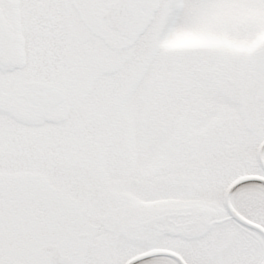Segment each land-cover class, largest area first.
I'll list each match as a JSON object with an SVG mask.
<instances>
[{"label": "snow or ice", "instance_id": "6c2138e0", "mask_svg": "<svg viewBox=\"0 0 264 264\" xmlns=\"http://www.w3.org/2000/svg\"><path fill=\"white\" fill-rule=\"evenodd\" d=\"M0 264H264V0H0Z\"/></svg>", "mask_w": 264, "mask_h": 264}]
</instances>
